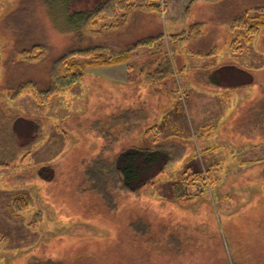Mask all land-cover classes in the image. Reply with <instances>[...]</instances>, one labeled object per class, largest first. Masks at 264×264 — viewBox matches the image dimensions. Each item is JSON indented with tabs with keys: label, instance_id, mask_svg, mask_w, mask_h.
Listing matches in <instances>:
<instances>
[{
	"label": "rangeland",
	"instance_id": "374dc122",
	"mask_svg": "<svg viewBox=\"0 0 264 264\" xmlns=\"http://www.w3.org/2000/svg\"><path fill=\"white\" fill-rule=\"evenodd\" d=\"M102 1L0 0V110L38 121L43 134L28 158L0 169V264H27L33 255L66 264L141 261L148 255L150 264H227L230 256L232 264H264V203L256 204L264 195V0H161L156 9L134 8L116 29L107 17L96 25L98 32H88L79 26L78 13ZM248 9L254 17L260 13L263 26L232 52L231 33L221 22ZM202 16L212 20L206 19L201 35L171 39ZM104 25L111 27L102 30ZM155 39L161 42L151 44ZM36 44L46 45L45 58L24 59L22 51ZM94 45L128 52L127 61L88 67L47 104L15 93L30 81L46 89L56 59ZM167 60L175 72L160 83L159 65ZM225 65L251 73L252 83L224 88L201 77ZM232 74L241 77L238 70ZM125 109L148 116L145 126L123 135L117 125L118 140L92 129L94 121ZM155 123L168 124L167 137L160 139L181 145L177 151L184 159L133 193L111 187L113 193L105 194L85 182L98 157L109 165L123 147L153 145L156 138L144 131ZM187 159L203 171L220 161L222 178L211 195L229 194L236 203L218 208L210 192L174 198L171 177ZM44 165L54 170L50 181L39 176ZM18 192L28 199L22 213L8 208ZM132 220L148 232L133 231ZM170 232L176 235L168 238Z\"/></svg>",
	"mask_w": 264,
	"mask_h": 264
},
{
	"label": "trees",
	"instance_id": "16d2710c",
	"mask_svg": "<svg viewBox=\"0 0 264 264\" xmlns=\"http://www.w3.org/2000/svg\"><path fill=\"white\" fill-rule=\"evenodd\" d=\"M161 0H104L100 5L92 10L91 12H80V16L77 17L79 26L83 27L88 32H98L96 25L103 21L104 18H112V24L114 29L125 24L128 20L129 15L135 8L142 9H156L161 4ZM261 10L262 7H257ZM119 11V14L116 13ZM250 9L246 10L241 14L224 19L226 21L224 26L229 28L231 33L230 36V47L231 51H240L243 48L244 43L250 41L251 38L258 30L263 26L260 13L257 16H253L250 13ZM73 15V14H72ZM116 15V16H115ZM120 16V19L118 17ZM206 20L198 19L191 21L187 28L180 29V33L175 37H171L173 41L184 42L187 38L196 37L201 35L200 30L202 26L206 25ZM110 25L102 26V30L110 29ZM82 28L78 27V30ZM236 30L238 32H236ZM151 44L153 42H161V39L149 40ZM217 46L215 45L214 48ZM212 48V47H211ZM46 45L36 44L32 48H27L22 51L21 56L30 62H40L47 55ZM128 51V50H127ZM191 51V50H190ZM128 52H112L103 45H94L84 48H73L69 49L65 54L60 56L53 64L52 68V83L46 89L39 87L36 82L30 81L28 84H24L18 87V94L29 93L39 104H47L49 100L56 94H60L66 91L74 83L78 82L86 69L91 66H105V65H116L127 61L126 59ZM209 54V53H207ZM203 54V55H207ZM129 56V54H128ZM159 78L160 83L164 82L168 75H172L175 71L173 70L172 61H163L159 65ZM232 70H238L241 72V77L234 79ZM246 74L248 80H244ZM227 79L223 81L222 76ZM201 77H204L207 82L214 83L218 87L224 88H238L252 83L253 75L246 70L240 69L233 65L220 66L212 71L201 73ZM171 78V77H170ZM264 109V106L262 107ZM259 111V110H258ZM257 122H259L258 114L255 113ZM254 115V116H255ZM148 116L137 113L134 109H125L120 114H114L108 117L106 120L94 121L92 129L99 132L105 137H111L114 140H118L117 136L119 131L116 129L117 125L123 132V135L132 133L135 131L134 128H143L147 123ZM22 122L25 123V129L22 130ZM143 123V124H142ZM254 124V120L250 125ZM168 129V124L155 123L149 127H146L144 132L150 133L151 138H156L153 141V145L142 146L139 144H130L129 146L123 147L117 154L113 156L109 165L106 164L105 160L100 156L91 164V169L85 176V182L90 183L93 188H100L105 194L113 193V188L121 189L128 192H137L142 188L146 187L147 184L153 182L158 175L167 171L168 169L175 166V164L183 158L182 153L178 154L177 149L181 148L179 144H168L163 139L166 136L165 129ZM175 130V128L173 127ZM213 129L209 127L208 133ZM250 129V128H248ZM41 124L36 120L27 119L21 115H6L0 110V169L9 168L11 165L21 159L28 158L33 152L34 148L41 141L43 134ZM249 132V130H247ZM167 133V132H166ZM245 138L244 134H241ZM116 136V138L114 137ZM180 137V136H179ZM187 139V137H183ZM248 139H251L248 137ZM161 140V141H160ZM163 141V142H162ZM184 159V158H183ZM241 162V161H240ZM189 159L182 166H177V172L171 177L172 190L174 198L183 196L184 198L192 197L197 195L199 192L213 193V188L217 187L222 176L218 173L223 169V165L220 161L215 164L208 166L205 171L195 169L189 164ZM243 163V162H241ZM39 176L44 180L50 181L54 177V170L50 165H44L39 169ZM214 198H213V196ZM211 197L217 201L218 208H222L230 205L231 202L236 203V200L229 195L225 194L221 197L219 194H212ZM113 197H107L110 200ZM259 200V201H258ZM257 200V205L264 203V195ZM214 201V202H215ZM224 201L226 203H224ZM230 202V203H229ZM238 202V201H237ZM231 206V205H230ZM8 208L13 209L16 213H22L28 208V199L25 197L24 192H18L17 196L11 200L8 204ZM264 219V216H263ZM130 228L137 233L144 234L148 232L143 228L140 229L135 225L134 221L130 222ZM144 231V232H142ZM147 231V232H146ZM219 233V232H218ZM148 237L153 236L148 233ZM176 234L169 233L168 238H173ZM220 236V234H219ZM2 237V236H1ZM0 237V238H1ZM221 237V236H220ZM226 237L230 244V232L226 231ZM226 239V241H227ZM242 241L241 239L237 242ZM170 242V241H169ZM154 247H157V243H153ZM161 246V245H159ZM158 246V248H159ZM234 261L238 263V259ZM149 258L145 257L141 261L135 259H125V264H150ZM246 256V255H244ZM225 261L227 264H232V256L226 257ZM118 261L112 262V259L107 260L104 264H122ZM27 264H66L63 261H57L53 258H43L37 255H33L29 258Z\"/></svg>",
	"mask_w": 264,
	"mask_h": 264
},
{
	"label": "crops",
	"instance_id": "0c3cea01",
	"mask_svg": "<svg viewBox=\"0 0 264 264\" xmlns=\"http://www.w3.org/2000/svg\"><path fill=\"white\" fill-rule=\"evenodd\" d=\"M212 3H213V5H216V6H219V5H220V4H218V2L215 3V1H213ZM196 18H198V17H196ZM199 18H200V17H199ZM199 18H198V19H199ZM202 18H204L205 20L207 19V18H205V17H203V16L201 17V19H202ZM207 20H212V19H209V18H208ZM205 23H206V22H205ZM180 29H182V28H180Z\"/></svg>",
	"mask_w": 264,
	"mask_h": 264
}]
</instances>
